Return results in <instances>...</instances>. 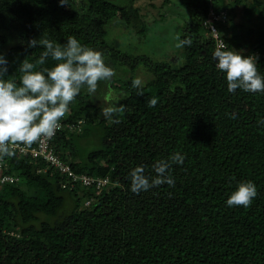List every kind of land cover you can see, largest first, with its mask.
<instances>
[{"label":"trees","instance_id":"obj_1","mask_svg":"<svg viewBox=\"0 0 264 264\" xmlns=\"http://www.w3.org/2000/svg\"><path fill=\"white\" fill-rule=\"evenodd\" d=\"M121 1L67 0L61 6L59 0H0V53L8 76L18 81L21 62L39 59L44 48L28 45L42 36L61 44L75 36L116 71L95 94L81 90L53 139L76 172L108 176L111 185L64 189L56 170L39 172L45 162L17 152L5 157L2 172L20 181L0 186V264H264V123H258L264 121V93L228 91L213 58L215 40L204 26L211 0H180V38L192 44L169 62L125 53L108 39L113 24L146 29L135 0ZM213 4L229 11L228 21L219 23L226 44L257 55L264 75V0ZM236 6H243L240 20ZM56 63L49 57L35 70ZM136 77L145 82L143 95L132 87ZM112 89L126 105L120 123L101 115L99 103ZM153 97L158 102L149 107ZM79 121L81 130L67 128ZM92 130L101 146L87 150ZM176 152L185 160L169 169L174 186L132 192L133 169L143 166L155 177L154 163ZM248 180L258 190L251 205L227 206Z\"/></svg>","mask_w":264,"mask_h":264},{"label":"clouds","instance_id":"obj_2","mask_svg":"<svg viewBox=\"0 0 264 264\" xmlns=\"http://www.w3.org/2000/svg\"><path fill=\"white\" fill-rule=\"evenodd\" d=\"M61 6L67 5V0H59ZM213 32H217L215 28ZM178 41L176 48L191 46L190 38ZM44 48L39 59L33 63L25 58L18 68L20 74L8 76V60L0 53V159L15 156V149L20 145L31 147L42 138H51L60 127V120L69 110L82 89L88 94H95L101 81L109 82L116 71L109 66L103 53L94 48L82 45L75 36H69L61 44L42 36L39 40L33 38L29 47ZM56 61L51 68L43 67L35 70L37 65H45L48 58ZM217 61L216 68L226 75L227 89L235 93L238 89L248 93H264V75L258 69V56L244 55L243 51L230 48L225 43L217 46L213 53ZM145 82L136 77L132 87L141 90ZM158 100L153 97L147 101L149 107H155ZM102 107L101 115L108 121L120 123V116L126 111V105L120 101L107 100ZM235 119V114H230ZM264 123V121H258ZM185 156L176 152L167 160H158L153 165L155 177L145 175L143 166H138L130 173L131 190L139 194L162 184L174 186V179L169 173L173 164H183ZM258 195L256 184L251 181H241L236 190L227 200L229 207H249Z\"/></svg>","mask_w":264,"mask_h":264},{"label":"rangeland","instance_id":"obj_3","mask_svg":"<svg viewBox=\"0 0 264 264\" xmlns=\"http://www.w3.org/2000/svg\"><path fill=\"white\" fill-rule=\"evenodd\" d=\"M114 1L124 2L121 0ZM134 4L139 8L143 20L146 22V29L138 31V29L126 27L125 24L124 26L113 24L110 26L108 39L125 53L144 55L156 62L172 61L173 57L176 56L175 53L180 49L176 48L178 41L175 37L180 36L185 19L181 14L184 9L180 4V0H170L168 2L166 0H135ZM234 12L236 20L242 19L243 6H236ZM107 93V100L114 101L118 97L116 90L112 89ZM99 104L103 107L107 106L105 99L101 100ZM85 128L91 129L89 125H85ZM84 142V148L87 150L101 146L93 130L89 135V139Z\"/></svg>","mask_w":264,"mask_h":264},{"label":"built area","instance_id":"obj_4","mask_svg":"<svg viewBox=\"0 0 264 264\" xmlns=\"http://www.w3.org/2000/svg\"><path fill=\"white\" fill-rule=\"evenodd\" d=\"M214 0H211L210 9H209V18L204 22V26L209 28L213 40H215L216 48L219 45L226 44L223 39L219 27V23H226L229 18V11L227 9H222L217 11L213 4ZM218 22V23H216ZM215 28L217 32H213L212 29ZM227 45V44H226ZM84 121H79L77 124H68L67 128L70 130H81ZM60 127L56 130L55 135L51 138H42L41 141L34 143L33 146L28 147L20 145L15 149L20 155H29L34 160H40L45 162L47 167L41 168L39 172H46L48 169H54L59 174H61L64 180L61 182V186L64 189L74 190L78 186L85 188H93L96 190H102L103 188L111 185L110 178L88 175L86 173L76 172L71 163L68 160H64L56 151V148L53 145V139L57 136L58 132L61 131L65 126L62 121L59 122ZM5 166V157L0 159V186L7 184H16L20 181V177L3 173ZM92 202L91 199L86 201V205H90Z\"/></svg>","mask_w":264,"mask_h":264}]
</instances>
